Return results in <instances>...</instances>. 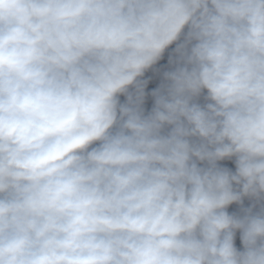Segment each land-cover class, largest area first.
<instances>
[{
	"label": "clouds",
	"instance_id": "clouds-1",
	"mask_svg": "<svg viewBox=\"0 0 264 264\" xmlns=\"http://www.w3.org/2000/svg\"><path fill=\"white\" fill-rule=\"evenodd\" d=\"M0 264H264V0H0Z\"/></svg>",
	"mask_w": 264,
	"mask_h": 264
}]
</instances>
